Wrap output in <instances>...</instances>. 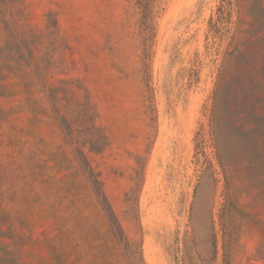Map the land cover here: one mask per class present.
<instances>
[{
    "label": "rangeland",
    "instance_id": "rangeland-1",
    "mask_svg": "<svg viewBox=\"0 0 264 264\" xmlns=\"http://www.w3.org/2000/svg\"><path fill=\"white\" fill-rule=\"evenodd\" d=\"M221 3L162 4L152 55L134 0H0V264H130L110 220L145 264H264V32ZM224 65L251 96L214 126Z\"/></svg>",
    "mask_w": 264,
    "mask_h": 264
},
{
    "label": "trees",
    "instance_id": "trees-1",
    "mask_svg": "<svg viewBox=\"0 0 264 264\" xmlns=\"http://www.w3.org/2000/svg\"><path fill=\"white\" fill-rule=\"evenodd\" d=\"M167 1L168 0H134V4L141 13L142 24H144L147 32L150 34L149 40L152 41V55L154 54V31L156 28L154 19L165 10V7L162 6V4H166ZM234 6L237 7L236 12L238 18L236 22L239 24L240 30L244 25L242 32L247 41H250L252 38L254 39L256 36L264 32V0H222V3L217 9L218 17L216 19L212 18L210 24V32H212V35L223 37V29L226 28L227 30L228 24L230 26V24L233 22L232 16ZM224 15H227V17ZM227 31L229 32V30ZM235 35L236 33L231 35L229 46L235 42ZM241 44V42L236 41L235 47L231 50H228L227 55L239 59L243 67L249 66L253 62V58L243 49H241ZM225 70L226 67L224 65L218 75V82L216 83V89L214 90L213 94V102L210 108L212 123L214 126L219 124L218 120L214 118L215 112L233 110L238 116V114L242 113L243 111H247L249 106L247 97L251 96L250 92H248L250 87L249 78L243 76L239 68L235 69L234 73H231L227 76L224 75ZM146 75L147 86L150 87L151 71H149V74L147 72ZM189 75L190 83L199 81L200 76L197 69L192 68L189 72ZM238 96H243V98L240 99L239 104L234 105V101L232 100L234 98L239 99ZM230 121L238 122L240 119L236 118L235 120H229L227 122ZM213 138L215 144L217 145V158L223 173L225 174L227 185L229 186L230 181L228 178V172L230 167V153L227 149L221 147V135L218 136L215 134ZM96 183L97 185H100V181L98 179H96ZM100 194L103 195L102 191H100ZM110 224L111 230L113 234L119 239L120 244H126L125 249L128 258H130V264H145L143 250L140 246V243L133 244L128 241L126 242L124 236H120L119 230L116 228V224H114V220H110Z\"/></svg>",
    "mask_w": 264,
    "mask_h": 264
}]
</instances>
